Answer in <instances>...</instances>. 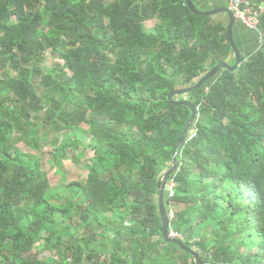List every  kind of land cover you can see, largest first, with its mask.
I'll return each instance as SVG.
<instances>
[{
  "label": "trees",
  "instance_id": "obj_1",
  "mask_svg": "<svg viewBox=\"0 0 264 264\" xmlns=\"http://www.w3.org/2000/svg\"><path fill=\"white\" fill-rule=\"evenodd\" d=\"M259 31L261 51L187 98L198 117L165 206L204 264H264V13ZM49 50L63 64L47 74ZM232 52L186 0H0V264H197L163 237L158 178L192 116L169 95ZM62 132L58 164L69 148L94 159L53 187L15 142ZM38 244L50 260L28 256Z\"/></svg>",
  "mask_w": 264,
  "mask_h": 264
},
{
  "label": "rangeland",
  "instance_id": "obj_2",
  "mask_svg": "<svg viewBox=\"0 0 264 264\" xmlns=\"http://www.w3.org/2000/svg\"><path fill=\"white\" fill-rule=\"evenodd\" d=\"M146 26L149 30L153 31L155 22L150 21L146 24ZM56 64L62 65L63 63L61 60L58 59L57 55H54L49 50L44 54V60L40 65V69L43 73L48 74L53 71V68ZM187 98L188 95H185L176 98V100H187ZM82 127L88 129V125H83ZM73 136L74 135L72 132H62L47 136L42 134L39 138V145L37 147H32L26 142H20L19 140H17L15 144L16 147L24 154H30L37 159V161L41 165L42 170L47 174L51 185L53 187H57L75 181H85L89 175V167L91 166L94 159V152L91 151L90 148L83 152V156H81L83 148H79L77 150H71V148H69L65 152V156L60 158V163H57L55 156L56 148L54 145V139H57L60 142H64L69 138H73ZM18 138L19 137L17 136L16 139ZM82 141L86 145H90L92 142V138L85 135ZM171 166V164H168L165 169H169L171 168ZM177 210L178 208L174 207L173 213L169 214L170 218L172 215H175V211ZM80 235L81 232L79 236ZM177 237L179 238L181 236L177 235ZM193 248L198 253V249L196 247ZM200 255L203 259H206L207 257L206 253H200ZM28 256L41 260H50V254L48 252H45L40 246V244H38L32 251L31 255ZM100 263L105 264V257L102 258Z\"/></svg>",
  "mask_w": 264,
  "mask_h": 264
},
{
  "label": "water",
  "instance_id": "obj_3",
  "mask_svg": "<svg viewBox=\"0 0 264 264\" xmlns=\"http://www.w3.org/2000/svg\"><path fill=\"white\" fill-rule=\"evenodd\" d=\"M186 2H187V5L189 6L190 10L196 15L209 16V17L214 16L216 14H220V13H226L228 15V17L230 19V23H229V26L227 27V32H228V37H229V41H230L232 50H233V52L235 54V58H236V63L233 67L230 65L229 62H223V63L217 65L216 67L210 69L199 80H197V82L194 85H191V86L185 87V88L176 89L169 95V100L171 102H173L174 104L189 107L192 111V116H191V119L187 122L186 128L183 131V134H182L181 139L179 141L177 151L172 158L171 168L165 169L159 175V178H158L162 183L161 188H160V194H159V207H160V212H161V215L163 218V237L167 243H176L182 249H184L185 251L190 253L194 257L197 264H204L200 255L194 250V248L187 246L180 239L172 238L171 233L169 232L170 216H169V213L167 212L166 206H165L166 192L169 190L168 181H169L170 177L179 170L180 164L177 160V156L180 154V150H181L182 146L185 144L186 138L188 136H190V134L192 133L191 126H192L193 122L198 117V110L196 109L195 105L192 102H190L188 100H176V98L188 95L189 93H191L194 90H198V89L203 88L209 81H211L212 79L217 77L220 73H222L225 70H232V71L236 70L239 67V65L241 64L243 56H242V53L240 52V50L238 49V47L234 41L233 28L236 24V19L234 17L233 12L230 10V8H222V9H218L216 11L208 12V11H202V10L198 9V7L194 4L193 0H186Z\"/></svg>",
  "mask_w": 264,
  "mask_h": 264
},
{
  "label": "crops",
  "instance_id": "obj_4",
  "mask_svg": "<svg viewBox=\"0 0 264 264\" xmlns=\"http://www.w3.org/2000/svg\"><path fill=\"white\" fill-rule=\"evenodd\" d=\"M251 1L254 5L264 8V0H251ZM193 2L198 7V9L208 12L216 11L222 8H230V0H193ZM211 17H213L214 20L221 23L224 27H226V29L229 26L230 19L226 13L216 14ZM154 30H155V26H154ZM233 36L238 49L242 53V56L245 58L255 53H258L262 49L263 33H261L259 30L257 31L249 30L241 23L236 21V24L233 28ZM232 60H236L234 52H232L230 58V61Z\"/></svg>",
  "mask_w": 264,
  "mask_h": 264
},
{
  "label": "built area",
  "instance_id": "obj_5",
  "mask_svg": "<svg viewBox=\"0 0 264 264\" xmlns=\"http://www.w3.org/2000/svg\"><path fill=\"white\" fill-rule=\"evenodd\" d=\"M230 10L233 12L237 22L249 30H259L260 19L264 13V8L255 6L251 0H230ZM168 187L170 197H174L176 184L173 179L168 181ZM170 219H174V215ZM171 237L178 238L177 234L173 232L171 233Z\"/></svg>",
  "mask_w": 264,
  "mask_h": 264
}]
</instances>
